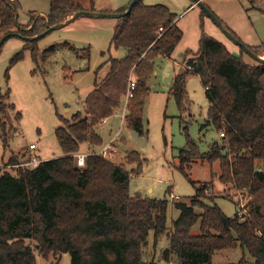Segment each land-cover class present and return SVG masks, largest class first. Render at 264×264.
<instances>
[{
  "label": "trees",
  "instance_id": "1",
  "mask_svg": "<svg viewBox=\"0 0 264 264\" xmlns=\"http://www.w3.org/2000/svg\"><path fill=\"white\" fill-rule=\"evenodd\" d=\"M49 1L48 15H32L31 29L24 30L18 24L17 0H0V39L9 33L38 36L47 30V22L54 26L72 12L83 10L76 0ZM182 36L177 15L165 5L146 6L141 0L130 15L118 20L112 45L126 54L122 59H110L107 75L95 80L84 101L85 116L78 113L72 120L59 116L62 125L55 135L64 156L32 166L12 155L9 167L15 174H0V264H37L38 256L45 260L59 257L50 264H64L67 254L69 264H159L142 259L151 231L156 241L164 235L170 238V248L163 254L165 262L175 257L179 264H213L215 255L240 246L253 257L252 264H264V64L245 63L202 34L199 51L186 53L170 89L184 119L191 107L186 80L197 76L208 101L207 125L222 135L221 144L216 142L202 153L186 126V143L177 168L187 174L198 161L218 163L220 182L247 200L246 214L238 208L229 217L218 205L206 204L204 189L211 185L198 188L190 181L197 193L189 204L174 203L179 217L169 232L168 200L132 197L129 193L131 174L139 175L145 161L137 152L126 156L128 164L140 165L133 173L96 152L86 157L85 168L77 166L75 155L81 154L83 145L89 150L102 146L97 128L120 107L131 76L137 89L130 100L126 124L140 136L147 133L143 106L148 80L155 61L171 57ZM36 41H26L24 50L31 49L37 62ZM247 47L264 56V43ZM23 55V51L16 54L11 65ZM9 97V91L0 90L4 148L9 147L6 103L14 109ZM20 117L17 113V120ZM196 226L198 232H194Z\"/></svg>",
  "mask_w": 264,
  "mask_h": 264
},
{
  "label": "rangeland",
  "instance_id": "2",
  "mask_svg": "<svg viewBox=\"0 0 264 264\" xmlns=\"http://www.w3.org/2000/svg\"><path fill=\"white\" fill-rule=\"evenodd\" d=\"M76 1L84 11L113 14L120 13L132 0ZM203 3L243 44L256 47L264 43V0H203ZM142 4L169 7L177 15L178 26L183 32L172 56L160 57L155 61L153 74L148 80V96L143 106V125L147 133L140 136L123 122L122 117L128 114L130 106L129 101L126 108L123 98L115 114L97 128L103 141L102 146L89 150L87 145H83L79 153L101 151L117 137V153L109 160L123 165L133 173V169L140 165L128 164L126 156L132 151L137 152L145 161L142 160L139 175L131 174L129 193L132 197L139 195L168 200L169 232L179 217L174 203L189 204L197 193L190 181L196 182L198 188L204 184L211 185V188L204 189L206 204L218 205L229 217H233L238 208L241 214H246L247 200L242 193H236L220 182L218 163L198 161L191 165L187 174L177 168L180 151L186 143V133L183 131L186 126L187 134L202 153L207 152L210 145L216 142L221 144L222 135L213 126L207 125L208 101L197 76L191 75L186 80L187 98L191 107L184 119H181V112L170 95V89L176 71L184 65L186 53L189 51L194 55L199 51L202 34L224 45L234 57L243 62L254 64L256 61L242 53L193 0H142ZM17 8L19 26L30 30L32 15L37 18L47 16L50 1L17 0ZM118 20L81 16L67 26L51 31L35 42L37 62L31 49L24 50L26 41L22 38L11 37L3 44L0 49V90L2 93L9 91L8 103L14 109H9L6 103L9 147L4 148L0 136V174L5 171L15 174L9 167L12 155L32 166L40 161L64 156L55 135L56 129L62 125L59 116L67 120H72L78 113L85 116L84 101L94 89L95 80H101L107 75L110 59H122L126 54L122 48L112 45ZM52 47L54 49L50 50ZM21 51L24 52L23 58L11 65L14 56ZM130 79L136 80L134 76ZM17 113L21 116L19 120L16 118ZM31 144L36 145L37 150L32 151ZM35 159L36 164L32 162ZM197 212L201 213V210L197 208ZM194 232H198V226ZM169 248L170 238L167 235L156 241L151 231L148 244L143 248L142 259L145 263L154 261L159 264H179L175 257L164 261L163 254ZM57 258L45 260L38 256L37 264H50ZM242 259H245L246 264L254 262L249 251L239 246L234 251L215 255L213 264H237ZM63 260L64 264H69L70 256L65 255Z\"/></svg>",
  "mask_w": 264,
  "mask_h": 264
},
{
  "label": "water",
  "instance_id": "3",
  "mask_svg": "<svg viewBox=\"0 0 264 264\" xmlns=\"http://www.w3.org/2000/svg\"><path fill=\"white\" fill-rule=\"evenodd\" d=\"M141 0H132L130 2V4L128 5V8L126 9V11L122 12V13H113V14H101V13H94V12H87L84 10H78L75 12H72L68 18L64 21L61 22L57 25H50L49 22H47V30L35 37H25L22 36L19 33H9L4 35L1 40H0V49L3 46V44L11 37H19L22 38L25 41H35L37 39H39L40 37H43L44 35L50 33L51 31L54 30H58L61 29L65 26H67L68 24H70L72 21L78 19L81 16H89V17H93V18H101V17H105V18H115V19H121L124 18L128 15H130V13L132 12V10L134 9V7L136 6V4H138V2ZM195 2V4H197L198 6H200V8L207 14L208 17H210L217 25L218 27L223 31V33L230 39L232 40L244 53L248 54L250 57H252L256 62L264 64V57L258 56L255 53H253L245 44H243L238 38H236L228 29H226L221 20H219L203 3L202 0H193Z\"/></svg>",
  "mask_w": 264,
  "mask_h": 264
},
{
  "label": "built area",
  "instance_id": "4",
  "mask_svg": "<svg viewBox=\"0 0 264 264\" xmlns=\"http://www.w3.org/2000/svg\"><path fill=\"white\" fill-rule=\"evenodd\" d=\"M160 31H163V29H160ZM136 89H137V84H136L135 80L131 79L129 81L128 90H127V94H126V98H125L126 99V108H127L129 101L134 97V92L136 91ZM122 119L124 122L126 119L125 114L123 115ZM105 122H106V120L103 122V124H105ZM116 141H118L117 137H116V139L112 140L107 146L102 148L101 151L96 152V154L109 160L111 157H113L117 153V149L115 147ZM30 149L32 151H35V150H37V146L34 144H31ZM88 155L89 154H77V155H75V158L77 161V166L79 168H85V166H86L85 161H86V157ZM32 162H34V164L37 163L36 159L33 160ZM172 198H175V197L172 196Z\"/></svg>",
  "mask_w": 264,
  "mask_h": 264
},
{
  "label": "crops",
  "instance_id": "5",
  "mask_svg": "<svg viewBox=\"0 0 264 264\" xmlns=\"http://www.w3.org/2000/svg\"><path fill=\"white\" fill-rule=\"evenodd\" d=\"M203 1V0H202ZM229 30V29H228ZM230 31V30H229ZM251 46V45H250ZM264 57V56H263ZM126 98V97H125ZM125 103H126V99H125ZM107 121V120H106ZM106 123V122H105ZM124 123L126 124V119H125V121H124ZM88 147V146H87ZM88 149H89V147H88Z\"/></svg>",
  "mask_w": 264,
  "mask_h": 264
}]
</instances>
